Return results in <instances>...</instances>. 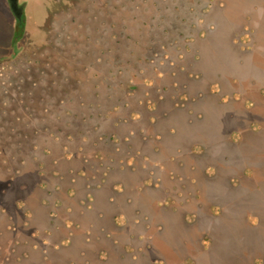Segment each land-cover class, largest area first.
<instances>
[{
	"label": "rangeland",
	"instance_id": "374dc122",
	"mask_svg": "<svg viewBox=\"0 0 264 264\" xmlns=\"http://www.w3.org/2000/svg\"><path fill=\"white\" fill-rule=\"evenodd\" d=\"M1 5L0 264H264V0H29L15 45ZM117 25L125 59L161 53L129 95L144 77L107 72ZM100 83L108 106L145 102L109 122L115 160L91 165L108 182L42 179L33 148L63 134L57 100Z\"/></svg>",
	"mask_w": 264,
	"mask_h": 264
},
{
	"label": "trees",
	"instance_id": "16d2710c",
	"mask_svg": "<svg viewBox=\"0 0 264 264\" xmlns=\"http://www.w3.org/2000/svg\"><path fill=\"white\" fill-rule=\"evenodd\" d=\"M199 19H201V16ZM132 20H135V17L132 18ZM119 28L120 27L117 25L116 30L113 34L115 40L110 49L114 52V55L110 59V66H113L112 71H109L108 69L107 72L122 74V72L125 71L123 70V65H125L124 62L126 61L127 63H129V66L133 67V69L136 68V71H134L136 74L135 77H137L138 75L143 76L146 73V69L144 68V66L147 63L155 61V56H159L161 53L158 51V49H156L154 43L153 45L150 43V45L152 46H149V50H152V52H154L153 58H146V55H141L143 51L139 52L138 49H134L130 52V54L134 56V58L130 59L126 57L125 59V56L123 55L124 51L121 52V48L123 46V38L119 37V33L122 34L123 31L121 32ZM152 37H154V39H150V42L156 43V35ZM169 46L170 44H162L161 48L163 50L165 49L166 51H164L165 56H160V58L163 60V62L160 64H163L165 59L167 58L169 54V52H167V49ZM143 62H145L144 66L142 64ZM158 63L159 62L156 61V64L154 65V69H158L157 74H159L160 72V65H158ZM97 74H99V72ZM143 77V83L135 82L132 84H128V95L131 94V86L135 87L136 90H139V85L146 83L148 84L147 76ZM101 86L102 84L100 83L99 85H95L94 88L85 89V91H83L82 93L77 92V98L71 95L70 102H67L64 98L57 100V105L60 104L61 111L64 114L62 116L63 118H60L57 121L58 128H60V131H63V134L56 135V133L54 135L52 133H49V141L45 140L44 145L40 142L34 143L33 148L35 149L33 153L36 154L34 156V158L36 157L35 161H37V163L39 162V168L43 169V171L39 173L41 177H43L42 179L49 178L59 181L64 179V181L67 180L69 181V183L75 184L79 178L86 177L85 179H87L89 183V185H87V188L89 189L88 193L95 187L96 184H106L108 182L111 170L109 169L108 171V169L106 168L103 170L101 176H98L94 175V169L91 165L92 162L97 158L103 161V163L115 160V156L110 153L107 147L110 143L113 142L114 139V132H112V128L110 127L109 122L111 121V118L115 113L121 115V113L123 114L127 112V110L128 112L130 111L131 117L137 116L136 120H138L139 116L142 115V109L145 106V102L142 98L138 99L137 103H131L130 101L120 98L119 100H117V104H115V106H108V104H106L105 101H102V99L104 100L105 97H111V92L113 91L112 88L114 87V85L113 83L106 84L103 90ZM68 93L70 94L69 91ZM102 93H104L106 96L102 97L100 100L94 99V97H97L98 95L103 96ZM54 102L55 99L50 100V103L48 104L49 108H51L50 106H52ZM104 106H108L110 108H102ZM81 122H83L82 125H80ZM43 130H45V127H39L37 128L35 133L44 134ZM50 130L53 131V129ZM101 146H104L105 149L101 148ZM56 150H58L59 154L53 156V152ZM40 151L43 152V157L38 156ZM131 156L133 155H131L130 153L129 157L131 158ZM49 158H52V160H50ZM65 160L74 161L75 167L72 166L70 169L68 168L69 170L67 169L65 172H63L62 165ZM120 160L124 161L125 157L122 156ZM48 171L50 173H48ZM69 173L74 175H70ZM68 176L69 178H67ZM95 178L96 180H98V183L94 184V182L96 181ZM70 186L72 187V189H74L75 187L74 185ZM67 191L69 192L70 189H67ZM15 206L20 208L25 207L26 213L29 212V215L32 212L31 207L27 206L25 199L23 198H19L18 200H16ZM3 212H8V208L4 207Z\"/></svg>",
	"mask_w": 264,
	"mask_h": 264
},
{
	"label": "flooded vegetation",
	"instance_id": "af4514ba",
	"mask_svg": "<svg viewBox=\"0 0 264 264\" xmlns=\"http://www.w3.org/2000/svg\"><path fill=\"white\" fill-rule=\"evenodd\" d=\"M0 4L5 6L12 15V27L9 35L11 45L19 44L30 35L28 28L29 0H0Z\"/></svg>",
	"mask_w": 264,
	"mask_h": 264
}]
</instances>
